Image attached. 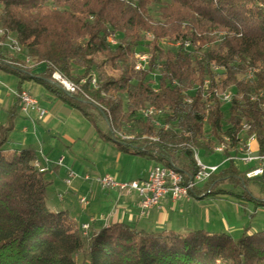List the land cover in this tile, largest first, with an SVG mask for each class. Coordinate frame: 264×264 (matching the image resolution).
Masks as SVG:
<instances>
[{
    "label": "trees",
    "instance_id": "obj_1",
    "mask_svg": "<svg viewBox=\"0 0 264 264\" xmlns=\"http://www.w3.org/2000/svg\"><path fill=\"white\" fill-rule=\"evenodd\" d=\"M0 31L37 63L24 70L19 56L0 53V69L20 78L19 87L36 80L120 152L148 157L190 182L199 171L194 151L211 157L223 137L232 150L255 136L256 154H264V0H0ZM164 40L190 47L165 49ZM138 53L152 57L144 71L136 69ZM54 73L75 93L53 83ZM229 89L234 96L225 105L217 97ZM148 107L161 117L144 116ZM19 111L17 101L0 124V264H264V231L246 229L235 240L116 223L85 236L68 210L49 207L52 181L36 167L37 151L12 141ZM246 172L230 163L190 194L243 189L242 200L264 208L248 188L264 193V176L248 179Z\"/></svg>",
    "mask_w": 264,
    "mask_h": 264
},
{
    "label": "rangeland",
    "instance_id": "obj_2",
    "mask_svg": "<svg viewBox=\"0 0 264 264\" xmlns=\"http://www.w3.org/2000/svg\"><path fill=\"white\" fill-rule=\"evenodd\" d=\"M147 37L150 40L151 35L147 34ZM13 41L14 42L16 41L15 37H8L7 35L1 33L0 31L1 55L19 56L22 59V62L24 63V67H23L24 70H29L36 67L35 64L37 63H35V61L30 62V59H27L24 56L26 53L23 50L19 51V49L18 50L15 49L17 46L16 44H15L16 46H14L13 48L14 45ZM161 45L165 49L172 48V43L168 42L167 40L162 41ZM184 51H186V49ZM138 54L140 55V53ZM0 81H1L0 90L4 89L8 91L9 95L16 100V103L18 101L17 95L22 91H27L31 95L34 94V96L38 98L41 101V103L45 104V106L49 109V111H51L53 107L52 104L48 103L43 96L45 95V97H49L54 94L49 90H47L43 85L38 83L36 80L23 81L22 87H19V83L22 81L20 78L10 73L4 72L0 69ZM205 81H208V79ZM34 86H36L35 90L32 91L31 88H34ZM226 93H233V92L232 90L229 89ZM61 103L62 105H64L63 106L64 108H62V110L58 112L57 117H55V120L51 125L45 124V120L39 121L38 120L39 118L37 119L38 115L37 116L34 115L35 117L32 118L31 114L35 112H31L29 115L23 113L29 119L31 120L34 119L33 120L34 122H31L32 126L29 127L30 133H32L33 130L35 131L37 130L38 133L45 134L47 133L46 131L51 129L52 136L56 138L53 139L56 140L57 146L54 151H50L52 153V157L55 158L54 160L55 162H52L49 159H45L41 152H37L38 161L35 164L36 167H38L40 170L45 172L51 171L54 164H55L54 166L57 165L59 166V169L56 172L54 171L53 173L50 172L46 174V178L52 181V185L49 188V200H48L49 207L53 208L59 206V200H63V199H65L66 205L70 206V210H74L75 208L81 210L83 207L84 208L88 207L89 200L91 199V197L89 194L86 195L84 192H81V188H76L75 181L81 180L84 181L85 183L92 184V182L86 181L85 178L86 177L96 178L100 172L105 171L111 173V171H114L116 169L121 171L122 177L124 179L138 180V178H140L146 173L147 169H150L152 166H154L155 163L154 160H151L148 157H142L139 155H129V154L127 155L126 153H122V159L118 163L116 158L118 154V149L116 145L113 144V142L111 141L102 139L100 137V134L96 126L92 124L90 121H88L83 116V114L71 109L70 107L63 104V102ZM224 107L226 109L228 108L226 106ZM0 112H1L0 124H2L3 112L2 110ZM20 112L21 110L18 112V114ZM20 114L19 117L21 116ZM144 116H146V113H144ZM153 116L155 118L161 117V115H157V116L153 115ZM19 117H16L15 120L12 139L15 136L20 137L22 133V128L18 124L19 120H17L19 119ZM160 123L162 122L160 121ZM5 124L6 123H4V125ZM97 126L102 130H106V123L103 119H98ZM50 139H52V137H50ZM121 139L122 141H125L124 138ZM248 139L249 138L247 139L244 138L241 140H243L244 144L247 145ZM74 141L76 142V144H74ZM49 145L50 143L47 142L46 149L48 150L50 149ZM35 146L37 145L35 144ZM251 148L253 151L257 153L258 150L257 141H254L253 143L251 142ZM229 152L230 151L227 152V155L231 154V152L230 153ZM199 156L204 163L210 165H220L221 167L228 165V163L224 162L225 156L223 154H214L211 157H206L203 152L202 153L200 152ZM62 157L64 158L65 163L60 164L59 163L60 160L63 161ZM79 161H81L83 167L87 169V171L81 173V175L79 172L75 171L76 169L75 167H73L74 163L76 167H78L80 164ZM65 164L69 165L70 167H66ZM155 164L158 165L159 163L156 162ZM236 164L239 165L241 169L247 170V167L244 166L242 163H236ZM71 174H74V177H72ZM68 181L70 183H68ZM204 185L205 184H203L201 187H204ZM96 187H100V189H103L102 191L109 189V188L104 189L99 185H97ZM222 187L224 188V186ZM248 188L249 191L255 197L264 200V193L258 187L252 184ZM111 189L114 188H110L109 190ZM225 189L231 190L228 187ZM117 190H119L121 195L123 196H129L133 194V192L136 193L135 191H132L131 193H127L126 191H121L120 189ZM243 191H244L243 189L234 190L236 195L221 193L218 195L219 197L217 198L214 197L217 195L212 196L209 195V193H206L205 194L206 196L204 195V198H200L195 196L192 192L190 199H184L181 201L192 200L190 203H188V207H187L188 216L190 215L193 217L191 218V220L195 219V217L201 218L203 216L208 218L209 216L211 217L212 220H211V224L208 225L206 228H209L210 232L229 233L233 236L235 240H238L243 236L246 229H249L251 234L264 231V208H259L258 206H256L255 203L251 202L247 198L242 200L241 197L243 196ZM137 196L139 197L138 194ZM82 199H86L87 205L81 202ZM139 199L141 203V198L139 197ZM97 220L98 219L96 218L91 219L87 223L81 225V229L85 236L91 234L92 224ZM85 225H89V228L85 229L84 228ZM104 227H109V226L105 225Z\"/></svg>",
    "mask_w": 264,
    "mask_h": 264
},
{
    "label": "crops",
    "instance_id": "obj_3",
    "mask_svg": "<svg viewBox=\"0 0 264 264\" xmlns=\"http://www.w3.org/2000/svg\"><path fill=\"white\" fill-rule=\"evenodd\" d=\"M34 88H31L32 91L35 90ZM39 88V87H38ZM37 90V88H36ZM33 94V92H32ZM43 95V94H42ZM34 96V94L32 95ZM35 97V96H34ZM44 99L52 104V109L49 111V109L45 106V104L41 103V101L36 98L40 106L48 111V115L40 120L38 119L37 114L32 113V118L37 116V119L39 121H44L45 124L51 125L55 117H57V114L62 108H64L61 103V101L55 97L54 95L45 97ZM16 104V100L13 99L12 96L9 95L8 91L1 89L0 90V111L2 110V124L7 122L8 113L9 110ZM1 113V112H0ZM21 113V112H20ZM19 113V114H20ZM19 114L17 117H19ZM19 117V125L22 128L21 136H15L11 139L16 145H20L21 147H32L37 152H41L45 159H49L52 162H55V158L52 157V153L50 151H54L56 148V138L52 136V130L49 129L46 131L47 133L40 134L37 132V130H33L32 133H30V126H32L31 122H34L33 120L29 119L24 115L23 113L20 114ZM35 126V125H34ZM13 133V132H12ZM52 137V139H50ZM55 138V139H53ZM50 143V149H46V143ZM35 144L37 146H35ZM74 144L76 142L74 141ZM249 146L251 148V143H249ZM37 147V148H36ZM118 149V148H117ZM252 149V148H251ZM122 153L118 150V154L116 156L117 162L119 163L122 159ZM128 155V154H127ZM133 155V154H129ZM63 158V157H62ZM61 158V159H62ZM82 161V160H81ZM81 161L79 166L76 167L75 163L73 167H75V171L81 173H84L87 171L85 167L81 164ZM63 163H65V160L63 158ZM155 162V161H154ZM156 163V162H155ZM154 163V166L156 165ZM45 164V163H44ZM55 165V164H54ZM52 167V170L47 172H56L59 169V166ZM66 165V164H65ZM152 166L150 169H147L146 173L137 179H124L122 177L121 171L118 169L110 172H100L97 177H101L104 175H111L114 176L117 180L123 183H131V182H140L147 178L149 171L154 167ZM45 167V166H44ZM66 167H70L69 165H66ZM74 169V168H73ZM116 171V172H115ZM74 185V183H73ZM95 184H88L84 181H75V187L81 188V192H84L86 195L89 194L91 199L89 200V206L86 208H82L81 210L75 208L74 210H70V206L66 205L65 199L59 200V206L53 207V210L59 211V210H68L71 214V216L77 221V223L81 226L91 219H98L96 222L92 224V230L91 233H97L100 231L105 225L106 226H112L116 223H128V224H135L139 229H142L147 232H161V231H174L183 235H186L190 232L196 231V230H206L210 232L209 228H206L208 225L211 224V217H195V219L191 220L193 218L192 216H188V203L190 201H181L175 203L171 196L168 195L165 198L162 199L160 205L156 208H154L149 215L142 216L141 210H140V199L137 196L136 193L133 192V194L129 196H123L121 195L120 191L117 189H111V190H104L100 189V187H96ZM213 196V195H212ZM214 197H219L214 196ZM84 198V197H83ZM51 208V207H50ZM205 227V228H204ZM213 231V230H211ZM212 234L217 232H210Z\"/></svg>",
    "mask_w": 264,
    "mask_h": 264
},
{
    "label": "built area",
    "instance_id": "obj_4",
    "mask_svg": "<svg viewBox=\"0 0 264 264\" xmlns=\"http://www.w3.org/2000/svg\"><path fill=\"white\" fill-rule=\"evenodd\" d=\"M14 42V41H13ZM16 44V42H14ZM190 45L187 41L179 42L172 45V48H182L188 50ZM14 48V45H13ZM152 57L151 55H143L140 53V60L138 61V66L136 69L138 71H144L148 68ZM246 77L252 79L254 77V70L249 69L246 73ZM53 83H56L64 88L65 91L75 93L68 84H63L57 75L52 76ZM1 83V81H0ZM93 83L96 84L95 80ZM210 87V81H205L202 87L204 97L207 94V90ZM233 93H226L225 91H219V100H221L226 105L230 104L233 99ZM263 97V96H260ZM17 99L19 102L20 110L22 113L29 115L31 112H35L38 115V118L44 119L48 115V111L40 106L39 101L32 96L27 91H22L17 95ZM255 99L254 97L252 100ZM192 99L188 98V103H191ZM147 117H150V110L152 107L147 109ZM159 124V123H158ZM165 128H168L165 126ZM256 141V137L249 138L247 143H253ZM220 150V154L225 156L224 162L230 163H242L247 167L246 177L248 179L258 178L264 176V154L258 155L255 151H245V144L243 140H240V144L237 149H230V145H223L222 148H218ZM230 151L231 154L227 155V152ZM229 152V153H230ZM199 151H194V158L199 163V173L198 180L201 178V173H209L211 177L217 173L220 169V165H210L204 163L200 156ZM62 164V160L59 162ZM74 177V174H71ZM86 181H90L94 184L101 186L104 189H120L121 191H126L127 193H131L135 191L139 197L141 198L140 210L142 216H147L150 212L159 206L162 199L166 196L170 195L173 201L178 202L184 199H189L185 193L182 192L183 183H192V187H198L197 182L186 181L185 178H177L175 174H171L169 172V168H165L164 165L158 164L156 165L148 174L147 178L140 182H131V183H123L118 181L114 176L104 175L102 177L90 178L86 177ZM68 183H70L68 181ZM82 203L87 205L86 199H82ZM85 229L89 228V225L84 226Z\"/></svg>",
    "mask_w": 264,
    "mask_h": 264
},
{
    "label": "bare ground",
    "instance_id": "obj_5",
    "mask_svg": "<svg viewBox=\"0 0 264 264\" xmlns=\"http://www.w3.org/2000/svg\"><path fill=\"white\" fill-rule=\"evenodd\" d=\"M124 1H127V2H130V1H132V0H124ZM261 6H263V5H261ZM3 35V34H2ZM17 40V39H16ZM16 42V45L14 44V46H16V48L15 49H19V51H21L22 49H21V47L18 45V42L17 41H15ZM109 42L111 43V44H117L116 43V41H115V39L114 38H110L109 39ZM143 55H148V54H143ZM140 60V55H138L137 56V66H138V61ZM29 61V60H28ZM53 75H57L58 76V79L63 83V84H68L69 85V87L73 90V91H75V88H74V86L72 85V84H70L69 82H67L59 73H54ZM95 80V82H96V79H94ZM94 85H96L95 83H94ZM146 113V116H147V111L145 112ZM153 115H155V116H157V115H161V112L160 111H155L154 110V108H152V110H150V116H153ZM245 128L247 129V126H245ZM241 138V137H240ZM250 138H253V137H250ZM223 145H230V141H229V139L227 138V137H223V142L222 143H220L219 145H217L215 148H214V154H220V150L218 149V148H222L223 147ZM196 151V150H195ZM201 151V150H200ZM245 151H252V149L250 148V146H249V143H247V145H245ZM202 153V152H201ZM204 153V152H203ZM213 155V154H212ZM204 156V155H203ZM211 156V155H210ZM197 162V161H196ZM197 165H198V169H199V163L197 162ZM165 168H168V167H166L165 166ZM169 172L171 173V174H175L176 176H177V178H182V176L179 174V173H177L174 169H171V168H169ZM198 173H199V171H198ZM210 178H211V174H209V173H201V178H200V180H198V174L196 175V177L191 181V182H197V180H198V187L199 186H202L203 184H205V183H207L209 180H210ZM192 188H194V187H192V183H189L188 185H185L184 183H183V185H182V192L183 193H185L186 194V196H188L189 197V199L191 198V194H190V190L192 189ZM202 196V197H201ZM200 196V198H204V194H202Z\"/></svg>",
    "mask_w": 264,
    "mask_h": 264
}]
</instances>
